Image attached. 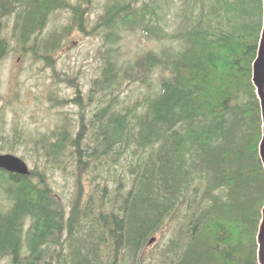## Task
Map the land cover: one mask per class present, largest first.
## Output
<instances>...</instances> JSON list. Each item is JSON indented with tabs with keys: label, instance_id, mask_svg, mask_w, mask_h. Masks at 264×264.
Here are the masks:
<instances>
[{
	"label": "trees",
	"instance_id": "trees-1",
	"mask_svg": "<svg viewBox=\"0 0 264 264\" xmlns=\"http://www.w3.org/2000/svg\"><path fill=\"white\" fill-rule=\"evenodd\" d=\"M132 1L111 0L90 30L102 29L107 41L139 26L162 45L125 69L107 49L89 91L96 106L85 110L77 93L76 128L59 125L53 139H41L48 171L72 167L73 195H54L37 165L27 175L0 168V264H152L144 257L150 242L156 264H257L264 172L251 63L262 0H178L169 8L172 0ZM81 7L0 0V60L9 26L35 55L59 47L60 32L40 37L56 9L71 12L64 31L74 23L86 31ZM165 7L174 8V24L160 21ZM136 76L144 92L121 104L123 80ZM83 172L92 175L88 187Z\"/></svg>",
	"mask_w": 264,
	"mask_h": 264
},
{
	"label": "rangeland",
	"instance_id": "rangeland-1",
	"mask_svg": "<svg viewBox=\"0 0 264 264\" xmlns=\"http://www.w3.org/2000/svg\"><path fill=\"white\" fill-rule=\"evenodd\" d=\"M69 1L82 5V22L86 31L79 29L76 23L68 32L64 31L72 21L71 12L69 9H56L49 14L40 37H47L53 30L60 32L57 49L48 51L38 49L34 55L31 41L22 49L9 26L6 32L4 31L8 40V50L0 60V154H12L22 158L29 170L37 165L38 170L45 171V178L53 194L63 199L70 197L75 191V180L71 176L72 167L67 165L66 171L56 170L54 173L48 171L50 164L46 162L41 139L44 136L53 139L55 135L51 132L59 125L61 127L68 124L66 127L71 130L76 128L79 110V104L75 102L77 93L81 96L82 103L87 104L85 110L91 112L96 106L94 98L89 97V91L91 83L99 76L104 65L107 49L125 69V65L133 63L145 51L157 50L162 45L155 37L147 38L139 26L121 27L117 29L114 38L110 36L105 41L102 29L92 32L90 28L94 26L98 16L111 0ZM144 1L135 0L131 5L138 8ZM172 1L167 5L168 8L175 6L178 0ZM172 10L174 8L167 10L165 7L163 17V11L159 10L160 21L163 22L165 18V22L167 20V23H172ZM11 20L10 17L9 23ZM43 56H48V61ZM123 82L119 93L121 104L131 103L141 97L144 92L142 77L136 76L133 81ZM127 82L131 83L126 87ZM33 150H37L39 154ZM81 175L84 185L88 187L90 181H93L92 175L86 172ZM32 180L36 181L35 178ZM1 200L3 198L0 195V203ZM156 244L150 242L146 246L144 250L146 262L151 260L152 264H156Z\"/></svg>",
	"mask_w": 264,
	"mask_h": 264
},
{
	"label": "water",
	"instance_id": "water-1",
	"mask_svg": "<svg viewBox=\"0 0 264 264\" xmlns=\"http://www.w3.org/2000/svg\"><path fill=\"white\" fill-rule=\"evenodd\" d=\"M251 83L259 103L261 125L258 155L264 172V0H262V23L256 55L251 63ZM0 168L23 175L29 173L26 162L12 154H0ZM255 241L257 246V264H264V202L260 208V220L257 226Z\"/></svg>",
	"mask_w": 264,
	"mask_h": 264
}]
</instances>
